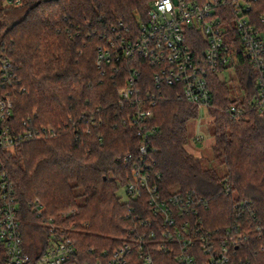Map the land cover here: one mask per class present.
<instances>
[{"label": "trees", "instance_id": "trees-1", "mask_svg": "<svg viewBox=\"0 0 264 264\" xmlns=\"http://www.w3.org/2000/svg\"><path fill=\"white\" fill-rule=\"evenodd\" d=\"M152 3L23 0L19 6L0 9V56L12 64L16 76L9 90L15 102L10 124L18 130L29 126L58 130L54 137L24 140L0 151L21 203L22 227L30 244L40 243L37 222L78 210L67 219L79 229L76 239L88 259L92 249H111L128 238L134 215L153 217L143 210L141 200L122 202L118 196L133 177L134 167L124 158L130 153L136 160L144 158L139 151L143 133L131 119L138 107L136 96H150L153 117L146 122L156 131L148 139L146 159L160 175L158 183L164 192L196 190L210 203L203 216L212 226L223 227L239 218L238 199L251 200L264 218V113L252 109L249 87L243 98L231 99L226 82L219 77L224 71L211 76L212 149L227 167L226 175L220 176L186 148L187 121L197 117L199 110L179 97V85L162 82L157 86L158 67L138 51L132 57L115 55L110 62L98 64L102 51L114 54L122 40H135ZM257 7L264 17V0ZM232 19V15L225 18L227 29L237 36L238 31L229 26ZM193 34L202 36L197 30L190 31ZM188 44L195 52L202 48L195 37ZM234 65H238V78L246 82L248 62L231 61L221 70ZM136 71L135 96L121 98L119 90L130 84ZM231 104L239 105L242 112L229 114ZM35 198L43 203L39 217L29 206ZM155 255L157 264H177L168 253ZM236 256L243 264H264V231L251 232L250 239L238 245Z\"/></svg>", "mask_w": 264, "mask_h": 264}, {"label": "built area", "instance_id": "built-area-1", "mask_svg": "<svg viewBox=\"0 0 264 264\" xmlns=\"http://www.w3.org/2000/svg\"><path fill=\"white\" fill-rule=\"evenodd\" d=\"M227 1L153 0L147 20L140 22L135 40H122L118 50L114 47V54L102 51L98 64L110 62L115 55L132 57L138 51L158 67L154 78L157 86L162 82L179 85L181 99L198 110H209L214 102L211 76L224 71L221 68L231 61L233 64L243 61V65L248 62L246 83L252 92L251 106L263 114L264 17L259 15V0H232L231 6ZM22 3L23 0H0V9ZM231 15L229 26L238 31L237 36H231L227 29L225 18ZM193 30L202 36H190ZM190 37H195L201 45L200 52L190 48ZM11 65L0 56V151L24 140L54 137L58 132L52 126L18 130L10 124L15 102L9 90L16 84ZM138 74L134 72L130 84L119 90L121 98L135 96L132 85ZM149 98L136 96L138 107L131 119L143 133L139 151L144 158L136 160L132 153L124 158L126 164L134 167L133 177L124 188L126 202L141 200L143 210L148 209L153 217L141 219L134 215L128 238L111 249H92L88 259L76 239L79 229L67 219L78 210H67L58 218L37 222L40 243L32 245L22 227L21 203L0 156V264H157L155 253L159 252L173 256L177 264H243L236 256L238 245L250 239L251 232L264 231V218L257 214L251 200L238 199L235 210H240L239 218L223 227L212 226L203 216L210 203L196 190L164 192L160 188V175L154 173L146 159L148 139L156 131V128H148L146 122L153 117ZM240 108L231 104L227 112L234 116L242 112ZM202 139L203 136H199V140ZM227 192H230L229 186ZM29 206L34 215H42L43 203L39 198L31 200Z\"/></svg>", "mask_w": 264, "mask_h": 264}, {"label": "rangeland", "instance_id": "rangeland-1", "mask_svg": "<svg viewBox=\"0 0 264 264\" xmlns=\"http://www.w3.org/2000/svg\"><path fill=\"white\" fill-rule=\"evenodd\" d=\"M2 22L3 20L0 19V25ZM219 77L222 81L226 82L230 90L231 99H236L237 97L243 98L245 96L248 85L246 82L243 83L240 78H238L236 65L225 69ZM187 134V150L197 157L202 158L203 165L205 167L213 168L220 176L226 175V165L215 157L212 149V146L214 145V123L213 116L210 114L208 109H200L197 117L187 121ZM199 136H203V139L199 140ZM118 196L122 202L127 200L126 190L124 187L118 191ZM79 201L83 203L84 198H80ZM35 238L37 241L38 236L35 235Z\"/></svg>", "mask_w": 264, "mask_h": 264}]
</instances>
